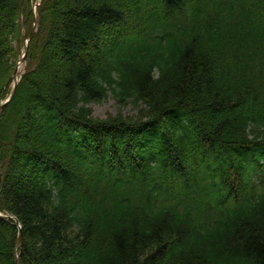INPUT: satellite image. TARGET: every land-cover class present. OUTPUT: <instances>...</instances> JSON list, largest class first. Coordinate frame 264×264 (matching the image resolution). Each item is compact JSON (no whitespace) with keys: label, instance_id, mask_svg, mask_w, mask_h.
Here are the masks:
<instances>
[{"label":"trees","instance_id":"obj_1","mask_svg":"<svg viewBox=\"0 0 264 264\" xmlns=\"http://www.w3.org/2000/svg\"><path fill=\"white\" fill-rule=\"evenodd\" d=\"M33 2L0 0V102ZM0 171L20 264H264V0H39Z\"/></svg>","mask_w":264,"mask_h":264},{"label":"rangeland","instance_id":"obj_2","mask_svg":"<svg viewBox=\"0 0 264 264\" xmlns=\"http://www.w3.org/2000/svg\"><path fill=\"white\" fill-rule=\"evenodd\" d=\"M37 4H38V0H34V2L32 4V14L35 13V9L38 6ZM32 28H34V27H32ZM35 29H36V27H35ZM24 32H25L24 33V35H25V34H27L29 32V30L25 29ZM34 32H35V30H34ZM26 41L27 40L23 39V42H22V44L20 46V50H19V57H20V54L23 51V46H24ZM24 68H25L24 64L18 65L17 66L18 74H22L23 71H24ZM90 108L92 110V114H93L94 118L95 119H100V120L105 119L107 115H114L116 113V111H117V107H116L114 101L111 98L108 99L106 102H104L102 104L92 105ZM122 112H123L124 115H128V116L135 115V112H133V110H132V108L130 106L124 108Z\"/></svg>","mask_w":264,"mask_h":264},{"label":"water","instance_id":"obj_3","mask_svg":"<svg viewBox=\"0 0 264 264\" xmlns=\"http://www.w3.org/2000/svg\"><path fill=\"white\" fill-rule=\"evenodd\" d=\"M26 52H27V46H25V48H24V54H23L22 58L19 60V62H18L19 64H21V63H23V62L25 61ZM12 78H13V82H14L13 87H12V93H11V95H10V97H9V100H8L7 102H5V103H3V104H0V112L4 109V107H5V106H6V105L12 100V98H13V95H14V92H15V89H16V86H17L16 71L13 73ZM0 181H1V180H0ZM0 218H1V219H4V220L12 219L11 216H5V217H1V216H0ZM16 224L18 225L17 222H16ZM21 244H22V235H21V232H19V234H18V238H17V240H16V245H15V247L18 248V247L21 246ZM15 264H20L19 259H18V256H15Z\"/></svg>","mask_w":264,"mask_h":264}]
</instances>
